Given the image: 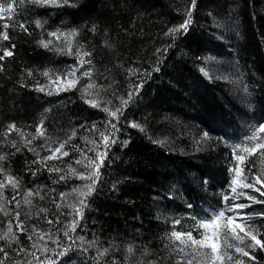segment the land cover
Wrapping results in <instances>:
<instances>
[{"label": "trees", "instance_id": "1", "mask_svg": "<svg viewBox=\"0 0 264 264\" xmlns=\"http://www.w3.org/2000/svg\"><path fill=\"white\" fill-rule=\"evenodd\" d=\"M9 3L12 12L0 13V57L12 52L0 59L3 264H186L171 232L198 236V220L237 204L251 206L235 223L251 217L264 244V203L232 199L230 187L237 166L238 180L259 190L237 193L264 201L254 183L264 180V148L244 151L264 142L249 139L264 122V0H0ZM188 19L186 31L170 32ZM77 51L90 53L82 66ZM68 81L75 86L61 90ZM90 160L100 165L91 179ZM223 236L234 245L224 264H264V247Z\"/></svg>", "mask_w": 264, "mask_h": 264}, {"label": "snow or ice", "instance_id": "2", "mask_svg": "<svg viewBox=\"0 0 264 264\" xmlns=\"http://www.w3.org/2000/svg\"><path fill=\"white\" fill-rule=\"evenodd\" d=\"M36 3H40L42 5H50V6H59L58 4V0H35ZM64 3H70V0H63ZM192 4L193 6H195V0H192ZM13 9V5L12 4H7V7H5L4 4H0V13H3L5 11H8L9 13L12 12ZM190 13H189V17H190ZM11 18V17H9ZM191 23V20H185L179 28H174V29H170L171 33H175L177 31H179L180 29H184L185 31L187 30V25ZM38 26H39V22H38ZM5 28L8 27L7 24L4 25ZM21 28H24V25L21 24L20 25ZM26 30V29H25ZM64 35L63 33L61 34H57L55 32H50L49 36H56L57 39L60 38V36ZM77 33L76 32H72L68 39L70 40L71 37L76 36ZM3 39L7 40L9 39L8 35L6 33L3 34ZM40 43L44 46V47H48L49 44H51V41L49 40L47 43H45V41H40ZM69 54H71V45L69 43ZM12 52L8 51L7 49L3 50V56L0 57V59H3L4 57H8L11 56ZM77 57H80V59L78 60V63L81 64V66L84 63L83 60V56H89L90 53L89 52H84L82 55L79 51L76 52ZM90 63V61H89ZM76 70H73V73H69V76L74 75V72ZM44 75H48V73H44ZM84 75L86 76H90L91 73L90 72H86L84 73ZM57 79L59 80L60 78L57 77ZM75 86V81H68L67 82V87L61 90H67V88H71ZM95 87V85L93 84H89L87 86V88H93ZM140 85H137V90L139 89ZM87 88L85 89V93L87 94ZM40 91H43L44 89L41 88L39 89ZM51 94V93H49ZM132 93H129V100L131 99ZM86 103H90L93 107H98V104L96 103V101L92 100H85ZM128 100L123 101V104H127ZM105 112H109L108 108H104L103 109ZM120 113L122 114L121 109H117L114 112H109V115L113 118L117 117V114ZM135 126V125H133ZM113 128H115V125H113ZM10 130H15V126L14 125H10L9 126ZM37 134L43 136L44 135V131L42 129V127H38L36 129ZM258 133H264V124H261L258 126L257 131H254L252 136L249 137L250 140L252 141H257V140H264V138L260 137L258 135ZM103 136V140H104V146L105 148H107L109 146V138L107 135H104L103 133L101 134ZM35 138V137H34ZM115 142V141H112ZM30 143V141H29ZM15 146V145H13ZM64 148V144H60L59 147L55 148L54 150L49 149L50 151H52V155L47 157L46 159H53V158H57L56 154L57 153H61L62 149ZM260 148H264V142L261 143H256L254 147H244V151L246 152H255L257 149ZM62 155L67 156L68 153L67 152H63ZM104 153H99L97 156V159L101 160V163L103 162V157H104ZM0 159H3V157H0ZM237 159L243 161L244 157L243 156H237ZM77 163H80V161H77ZM89 166L93 167V172L91 173V176L88 177L89 179H91L92 177L98 176V169L100 165L95 164V161L90 160L89 161ZM57 171L59 169H56ZM230 171L235 172V176L231 179L230 182V187H231V191L234 194H237L235 197H232V199H238L239 196H244L245 198L249 199L252 201V203H264V201H260L257 200L256 197L254 196H249L247 193H237V188L238 187H243V188H253L254 191H259L258 189L254 188V184H250L245 182V180L247 179V177H244L241 180H238V178L241 177V169L238 168L237 166H233L232 169H230ZM262 175H264V173H262ZM79 178H84V177H79ZM7 181L8 183H10L12 185V187L15 189L18 187V181H16L13 177L8 176L7 177ZM254 183L255 184H261V187H264V180L261 179V176H257L254 178ZM94 184V181H93ZM4 184L0 183V188H3ZM85 188L87 189L85 192L82 193L83 196H87L89 195L92 190L93 187L92 185H86ZM33 193L28 192L27 196L25 198V204H31V200L27 199V197L32 196ZM260 195L264 196V191H260ZM3 193L0 192V198H2ZM13 199H15V197H13ZM224 201L227 203V201L230 199V197L225 194L223 197ZM81 204V208H77L75 209L77 215H82V208L86 207V202L85 200H81L80 201ZM251 205H244V204H237L234 206H229L227 208H225L224 210L219 211L218 213H216L215 215L211 216V217H207L205 218L203 221L198 220L197 221V225L195 226L197 229V232L199 233L198 236H193L192 231H188L187 233H182V232H178V231H172L170 234L169 239L174 240V241H179L180 245L182 247H180L178 250L183 253L184 257H189L186 261V264H193V262L195 261L196 264H224L225 260L231 261L233 259V257L227 252L225 245L227 248H231L234 247L233 244H231L226 236H223V233L225 232V230H228L232 233V236L235 240L239 241V243H243L244 242V238L248 237L253 241L252 245H248V247H255L256 245H260L261 247H264V244L261 243V241L258 239V235L259 233L255 230L256 226L252 225L250 223H248V220L251 219V217L248 218H241V222L239 223H234V221L237 218L238 209H243L246 207H250ZM59 207V205H58ZM0 210H3L2 206H0ZM41 211H44V209H41ZM231 212L232 215L231 216H227L226 213ZM7 215V213H5ZM260 215L264 216V213H260ZM16 218H19V213L16 214ZM226 221V223H225ZM49 223H51V221H49ZM176 223H179V221H177ZM17 227L21 228L22 230V225H17ZM76 227V222L74 221L70 230L74 231ZM203 230L202 232L200 230ZM239 230V232L244 233V236H240L237 234L236 230ZM9 231H11V228H9ZM67 235V233H66ZM39 238L41 240L44 239L43 236H39ZM0 239H7V234H5V236H0ZM29 239H31V237H29ZM34 247L36 246L35 244L33 245ZM190 249V251H189ZM235 250L238 253H241L242 255H248V252L244 250V248H241L239 246H235ZM4 251L3 248H0V252ZM21 251H23V249H21ZM129 253L132 252V248L130 247L128 249ZM61 255H64V253H60ZM101 255H103V253H101ZM0 264H3V261H0ZM177 264H181L180 261L177 262ZM235 264H242V261H235Z\"/></svg>", "mask_w": 264, "mask_h": 264}, {"label": "rangeland", "instance_id": "3", "mask_svg": "<svg viewBox=\"0 0 264 264\" xmlns=\"http://www.w3.org/2000/svg\"><path fill=\"white\" fill-rule=\"evenodd\" d=\"M57 83H59V82H57ZM60 84V83H59ZM58 84V85H59ZM55 85H56V83H55ZM238 211V210H237ZM239 217H241V215L238 213V215H237V218H239ZM234 223H235V221H234Z\"/></svg>", "mask_w": 264, "mask_h": 264}, {"label": "bare ground", "instance_id": "4", "mask_svg": "<svg viewBox=\"0 0 264 264\" xmlns=\"http://www.w3.org/2000/svg\"><path fill=\"white\" fill-rule=\"evenodd\" d=\"M263 124H264V122H263Z\"/></svg>", "mask_w": 264, "mask_h": 264}]
</instances>
